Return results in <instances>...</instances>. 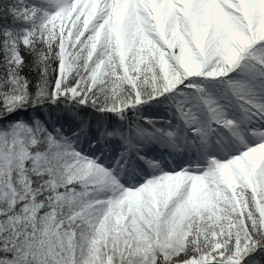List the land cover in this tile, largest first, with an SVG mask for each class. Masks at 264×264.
Returning a JSON list of instances; mask_svg holds the SVG:
<instances>
[{
  "label": "snow or ice",
  "instance_id": "snow-or-ice-1",
  "mask_svg": "<svg viewBox=\"0 0 264 264\" xmlns=\"http://www.w3.org/2000/svg\"><path fill=\"white\" fill-rule=\"evenodd\" d=\"M0 264H264V0H0Z\"/></svg>",
  "mask_w": 264,
  "mask_h": 264
}]
</instances>
